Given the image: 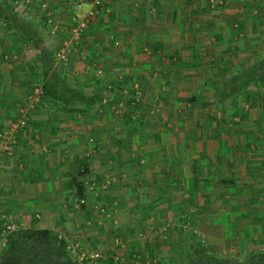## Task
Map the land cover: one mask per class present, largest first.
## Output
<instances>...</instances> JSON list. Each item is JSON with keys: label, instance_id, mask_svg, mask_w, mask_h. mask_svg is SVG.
Masks as SVG:
<instances>
[{"label": "rangeland", "instance_id": "1", "mask_svg": "<svg viewBox=\"0 0 264 264\" xmlns=\"http://www.w3.org/2000/svg\"><path fill=\"white\" fill-rule=\"evenodd\" d=\"M5 1L3 4L7 8L23 12L12 0ZM230 1L234 0H227ZM248 6L246 20L228 15L229 20L226 21L230 33L234 30L238 36L240 32L244 35L239 36L236 43L242 50L240 54L245 56L238 57L239 62L234 61L236 64L233 67L222 68L223 71L215 66V80L227 73H241L264 57V0H251ZM43 14L41 12V16ZM32 21L54 52L63 35L52 38L43 25L45 18ZM235 24L239 26L235 27ZM10 31L13 30L8 23L0 20V66L5 65V70H8V65L16 64L18 73L14 72L13 76L18 79L23 78V72L27 73L25 84L16 90L24 91L27 100H23V107L17 108L24 113L30 112L41 104L32 108L29 103L32 91L43 86L39 53L30 47L32 44L24 36ZM85 54L75 52L68 62L54 63L70 85L85 94L94 95L105 85V79L97 73L96 67L93 68L95 70L83 68L82 57ZM90 63L87 61L85 64L89 66ZM84 79L86 83H83ZM219 83L200 85V90L189 86L177 99L163 97L159 91L157 95L144 92L139 101H133L129 86L125 93L128 98L124 96L120 99L122 105H115L113 101L108 104L98 102L93 106L90 113L96 115L102 110L103 115H107V126L114 123L123 129L120 135L124 145L120 143L119 151L111 153L119 160L123 171L118 165L116 171L105 174L102 170L101 174L93 172L86 179L91 187L95 183L87 193L86 203H83L89 210L78 206V215L82 214L78 221L82 222H78L76 232L68 234L63 225L60 233L68 239L73 254L88 249L99 251L103 261L115 257L123 264H188L192 247L198 243L214 256L242 263L255 248L264 251V211L260 210V204H256V201H264V195L253 192L255 185L264 188V177L260 178V173L250 171L251 167L247 164L253 162L251 166L254 168L255 164L258 166V163L264 162V86H251L247 89L250 96L242 95L221 102ZM151 127L154 129L148 130ZM93 134L96 135L94 132L87 134L88 141L94 139ZM163 139L166 146H162L159 153L157 142ZM216 140H226L228 150L233 151L222 163L213 157L217 147L211 143ZM167 143L174 147L170 149ZM221 149L226 153L225 148ZM94 150L97 151L94 147L87 148V158L95 160L94 157L99 156ZM109 151L106 154L110 155ZM151 152L176 158L179 162L174 167L175 173L172 170L167 172L169 163L159 165L155 187L151 183L153 166L148 161ZM97 166L105 168L100 162ZM109 174L113 178L103 180ZM136 175L142 176L137 179ZM223 178L233 182H224ZM208 179L213 181L212 186ZM163 185L172 192L171 198L159 195ZM100 186L104 187L100 189ZM153 188L158 191L156 194ZM133 189H140V196L127 194L137 192ZM203 189H208L209 195L202 196ZM180 190L189 191L192 195L180 200ZM176 198L179 201L174 206L168 199L175 203ZM76 204L75 198L65 202L62 214L74 213ZM202 204L209 206L203 208ZM4 248L0 236V253Z\"/></svg>", "mask_w": 264, "mask_h": 264}, {"label": "crops", "instance_id": "2", "mask_svg": "<svg viewBox=\"0 0 264 264\" xmlns=\"http://www.w3.org/2000/svg\"><path fill=\"white\" fill-rule=\"evenodd\" d=\"M12 1L23 10L14 11L32 26L46 47L48 45L45 37L32 21L35 18H45L43 25L52 38L63 35L58 48L68 43L69 60L75 52L81 55L82 52L86 53L82 57L83 68L96 69L97 73L102 75L101 78L105 79V85L100 92L96 91L98 93L94 94L101 99L102 104L114 101L115 105H122L120 99L126 96L129 86L132 89L133 101L141 100L144 92L157 95L159 91L163 97L177 99L189 86L191 89L197 87V90H200V85L220 81L221 87L237 73H227L223 78L215 80V66L223 71L222 68L233 67L239 62L238 57L245 56L240 54L242 50L236 43L238 37L244 35L240 32L238 36L234 30L230 33L226 21L229 20L228 15L246 20L247 7L251 0H225L219 4L213 0H106L103 10L79 41H74L70 33L75 5L91 4L93 0ZM31 5L33 8L27 9ZM37 11L39 13H36ZM41 12L44 13L42 16ZM238 26L235 24V27ZM12 30L11 33L16 31ZM30 43V47L37 49ZM38 56L40 60V54ZM87 61L91 62L89 66L85 64ZM213 61L217 63L213 64ZM10 65L7 66L8 70H5V65L0 66V229L10 222L16 228L49 229L58 234L62 233L61 229L65 226L68 234H72L82 222L78 221L82 214L78 215V206L81 204L76 199L74 213H68L66 216L62 214L65 202L74 198L72 178L84 170L99 174L102 173L101 170L103 173L116 171L119 160L111 153L118 152L121 144L124 145L121 139L123 136L120 135L123 129L114 123L107 126V115H103L102 110L96 115L90 113L93 106L80 105L76 109L46 99L42 100L35 110L25 113L22 109L19 111L17 106H21L24 99L26 102L27 97L24 91L16 90L25 84L27 73L23 72V78H15L13 75L18 68L16 64ZM94 67L96 68L93 69ZM64 79L70 87L79 89ZM82 81L86 83L87 80ZM171 84L173 86L170 88ZM136 86L139 95L135 91ZM21 121H25V124H21ZM152 129L154 127L148 130ZM90 132L96 135L93 134L94 139L88 141L87 134ZM11 139L15 141V146L7 153L3 151V145ZM165 142L164 139L157 142L159 153L161 147L166 146ZM211 145L217 147L213 157L220 163L233 153L228 150L226 140L212 141ZM167 146L170 149L174 147L171 143H167ZM90 147L97 149L94 151L99 154L94 157L95 160L87 158V148ZM221 148H225L226 153ZM111 149L112 151H109ZM107 150L111 156L106 154ZM148 161L153 166L150 172L154 187L160 164L169 163L167 172L172 170L175 173L174 167L179 163L176 158L159 156L156 152L149 154ZM99 162L104 164L105 168L98 167ZM247 164L251 167L250 171L260 173V178L264 177V162L258 163V166L255 164L254 168L251 166L253 162L249 161ZM120 167L123 171V166ZM140 176L142 175H136L137 179H140ZM109 178L113 176L103 177V180ZM86 183L87 181L85 203L89 191ZM164 186L159 189V195L171 198L172 192ZM148 189L151 190V187ZM133 190L137 192L127 194L140 196V189ZM155 192L158 191L153 188V193L156 194ZM209 193L204 189L201 191L202 196ZM178 195L180 200H183L185 196L192 194L180 190ZM176 199L175 203L172 199L168 200L175 206L179 201ZM202 206L204 208L205 204Z\"/></svg>", "mask_w": 264, "mask_h": 264}, {"label": "trees", "instance_id": "3", "mask_svg": "<svg viewBox=\"0 0 264 264\" xmlns=\"http://www.w3.org/2000/svg\"><path fill=\"white\" fill-rule=\"evenodd\" d=\"M219 2L225 0H213ZM6 1L0 0V20L8 23V26L16 30L27 40L33 43L40 54L39 67L41 71V81H43V97L42 100L55 101L66 107H75L86 105L88 107L95 106L101 99L97 96H86L81 90L70 87L62 77L59 69H57L53 53L43 43L38 33L27 23L26 20L18 16V12L14 9L6 7ZM221 3V4H223ZM257 13V12H256ZM264 86V57L261 60L240 74H236L226 80L218 90L219 100L230 101L235 97L242 95L250 96L247 89L251 86ZM247 93V94H246ZM41 100V102H42ZM89 171H80L76 177L72 178L74 189L73 197L83 207L86 198L85 181L89 178ZM213 176V175H212ZM225 179V178H223ZM224 182H233L228 179ZM213 181L208 179L209 185ZM213 184H211L212 186ZM210 192L208 189L206 190ZM254 193L263 194L264 188L254 186ZM260 204L259 208L264 211V201H256ZM209 205L205 204L204 208ZM0 264H123L120 259L111 257L108 261L83 260L79 262L77 256L73 254L66 237L49 229L40 228H16L8 234L5 248L0 253ZM188 264H264V251L255 248L246 258L244 263L238 260L224 259L214 256L201 244H195L192 247V253L188 260Z\"/></svg>", "mask_w": 264, "mask_h": 264}, {"label": "built area", "instance_id": "4", "mask_svg": "<svg viewBox=\"0 0 264 264\" xmlns=\"http://www.w3.org/2000/svg\"><path fill=\"white\" fill-rule=\"evenodd\" d=\"M106 0H93L91 5L93 6L92 12L87 15H81L82 12V3H77L74 8V15L72 17V26L70 29V33L72 35V39L74 41H79L83 35V33L88 29L89 25L99 16L101 11L103 10L104 4ZM53 59L58 63H66L69 61V45L68 43H64L60 48L55 49L53 52ZM99 73H101L99 71ZM136 91L138 93V87L136 86ZM43 97V89L35 88L30 97H29V103L30 107H34L38 105ZM21 124H25V121H21ZM1 140V138H0ZM1 143V141H0ZM15 146V141L13 139L8 140L3 145V151L10 153ZM89 191H91L94 188L95 183H92L91 185L87 182ZM102 188L104 186H101ZM16 227L13 226L11 223H6L2 230L0 231V236L3 239V245H6L7 237L10 232L15 230ZM77 256V259L79 262H82L83 260H91V261H98L103 258V255L97 251H91V250H84L80 251L79 254H75Z\"/></svg>", "mask_w": 264, "mask_h": 264}, {"label": "clouds", "instance_id": "5", "mask_svg": "<svg viewBox=\"0 0 264 264\" xmlns=\"http://www.w3.org/2000/svg\"><path fill=\"white\" fill-rule=\"evenodd\" d=\"M92 8H93V6L91 4L82 5L81 15L83 16V15L90 14L92 12Z\"/></svg>", "mask_w": 264, "mask_h": 264}]
</instances>
